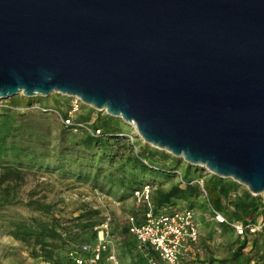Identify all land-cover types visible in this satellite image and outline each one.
Wrapping results in <instances>:
<instances>
[{
    "label": "water",
    "instance_id": "95a60500",
    "mask_svg": "<svg viewBox=\"0 0 264 264\" xmlns=\"http://www.w3.org/2000/svg\"><path fill=\"white\" fill-rule=\"evenodd\" d=\"M53 93L264 193V0H0V100Z\"/></svg>",
    "mask_w": 264,
    "mask_h": 264
},
{
    "label": "rangeland",
    "instance_id": "374dc122",
    "mask_svg": "<svg viewBox=\"0 0 264 264\" xmlns=\"http://www.w3.org/2000/svg\"><path fill=\"white\" fill-rule=\"evenodd\" d=\"M26 98L20 94L0 100V126L4 122L0 135L6 134L8 125L13 123L10 126L12 136L7 141L23 149L20 156L13 158V154L8 153L0 161V264H40L44 261L38 247H33V239L39 226H48L51 219L56 221L57 231H76L81 243H88L98 227L108 220V238L116 255L118 252L128 253L131 240L127 219L141 220L147 205L133 195L122 197V188L108 184L113 168L81 157L75 146L84 135L90 136L77 125L93 130L92 126L108 115L80 103L78 111L69 116L71 99L55 93L48 97H33L31 106L26 105ZM68 117L70 122L65 124L62 119ZM115 119L125 132L128 143L135 144L134 148L138 150L137 143H144L135 129L121 119ZM147 156L151 157L149 153ZM168 163L164 162L165 165ZM181 163L177 178L162 184L157 181L154 186H149L150 195L180 183L185 165ZM213 177L204 172L201 178L195 177L193 181L201 189L203 198L200 203L205 205L214 206L204 190V185ZM228 191L225 189L221 193ZM223 198L224 207L231 206L224 195ZM256 198L264 200V193ZM189 204V201L179 202L170 209H192L195 205L189 207ZM200 205L197 203L194 208L204 211V206ZM197 220L204 226L200 214ZM25 230L29 231L28 237L19 234ZM225 233L226 239L236 237L232 231L219 229L220 235ZM45 242L51 245L48 249L52 251V260L56 261L59 244L49 238ZM262 245L258 243L255 251L260 252Z\"/></svg>",
    "mask_w": 264,
    "mask_h": 264
},
{
    "label": "trees",
    "instance_id": "16d2710c",
    "mask_svg": "<svg viewBox=\"0 0 264 264\" xmlns=\"http://www.w3.org/2000/svg\"><path fill=\"white\" fill-rule=\"evenodd\" d=\"M25 101L27 106H31V104L34 103L33 98H26ZM3 123H1L0 129L4 125ZM11 124L8 125L6 134L0 135V161H2L8 153H12L13 158L22 154L23 149L21 147L13 142L7 141V138L12 136L10 135ZM92 128L93 130L99 129L100 135H84L80 141L75 143V146H77L76 149L79 151L81 157L89 160H97L99 163H105L113 168V173H111V179L108 184L122 188V197H130L133 195L134 191L140 190L143 186H154L157 181H159V184H162L164 181L177 178L179 167L182 164L178 159L157 149H152L150 146L142 144L141 142L137 143L139 148L136 150L134 148L135 144L128 143L125 132L122 130L121 125L117 124L115 118L105 116L101 120H98ZM148 153L151 157L147 156ZM165 161L169 163L165 165ZM203 173L204 172L199 168L190 167L185 164L180 177V183L172 185L167 190H157L155 191L156 193L149 195V203L151 200L152 205L151 203L150 205L154 213H157L162 208H172L179 202L183 203L189 201V207H192L195 200L203 198L201 189L193 184V181L196 180L195 177L201 178ZM229 185L230 183L224 182L221 179L218 180L215 177L210 178L204 185L207 196L211 198L215 208L221 212L223 210V204L220 202V195L223 190L230 187ZM255 198L256 197H254L252 201L246 203L247 205H243L241 210L242 214L239 217L242 221H253L254 213L257 210V203L253 202ZM39 227V231L34 234L33 247H38L39 253L44 256L46 261H51L53 264H66L68 262L66 253L70 246L72 244H81L78 233H76V231H74V233L73 231L66 230L57 231L56 221L54 219H51L48 226ZM82 228L86 229L87 227ZM263 232L264 231L259 232L257 238L252 241L251 250H257L258 241L262 239L263 245L261 255L263 257L261 256L259 259L264 263ZM19 234H22V237H28L29 231L25 230ZM95 237L96 233H93L92 239L89 240L88 243L92 242ZM47 238L59 244V253L56 261L52 260V251L48 249V246L51 245L45 242ZM245 245L246 241L238 248L234 257L239 254Z\"/></svg>",
    "mask_w": 264,
    "mask_h": 264
},
{
    "label": "built area",
    "instance_id": "2783aa9c",
    "mask_svg": "<svg viewBox=\"0 0 264 264\" xmlns=\"http://www.w3.org/2000/svg\"><path fill=\"white\" fill-rule=\"evenodd\" d=\"M80 102L71 99L68 114L78 111ZM69 124L70 119H62ZM90 136L100 135V130H90L82 125ZM150 187L143 186L136 190L133 196L147 205L141 221L134 217L127 220V231L135 244V250L145 253L147 250L154 253L147 257V264H183L191 248L198 242L199 230L194 211L185 209L162 208L154 213L149 203ZM217 223L233 229L241 238L253 236L264 231V217L255 221L227 220L219 212L211 209ZM66 264H119L114 248L108 238V220L98 227L95 239L90 243L72 244L66 253ZM40 264H53L51 261H41Z\"/></svg>",
    "mask_w": 264,
    "mask_h": 264
},
{
    "label": "crops",
    "instance_id": "0c3cea01",
    "mask_svg": "<svg viewBox=\"0 0 264 264\" xmlns=\"http://www.w3.org/2000/svg\"><path fill=\"white\" fill-rule=\"evenodd\" d=\"M218 179V178H217ZM220 180V179H218ZM222 180V179H221ZM229 180V181H228ZM231 179L222 180L224 182L230 183V187H228V192L226 194L221 193V199L220 202L222 203L223 195L226 197L227 201L231 202V206L223 207L222 212L217 210L215 206L212 205H205L204 203H200V200H195V203L193 205L199 203L200 206H204V211L196 210L194 207L189 208L194 211L195 214V220L198 225L199 230V237L198 242L195 246H193L187 256V258L184 260L183 264H264L259 258L262 256V252H256L251 251L252 249V240L256 237L257 234L253 236H246L245 238L238 237L236 235L235 239H226L225 235L219 234V229H224L225 231H233L232 228H230L227 225L217 223L214 218L213 214L211 212V209L216 210L219 212L222 216H224L227 220H241L239 217L242 214V207L243 205H247L246 203L253 200L254 197L252 194L248 192L247 189H240L245 188L239 185L238 183L234 181H230ZM241 190V192H239ZM223 194V195H222ZM254 203H257V210L254 213V219H258L259 217H264V200L257 199L253 201ZM200 208V207H199ZM228 213H231L232 215ZM201 215L203 219L202 226L200 222L197 220V216ZM141 221V220H137ZM264 234V232H263ZM129 235V234H128ZM130 237V235H129ZM251 239V240H249ZM131 240V248L128 251V253H125L124 255L122 253L118 252L117 258L119 264H147V257L153 256L154 253L147 250L145 253H139L135 250V244L132 238ZM260 239L258 243H262L263 240ZM246 241L245 247L237 254L236 257H234V254L238 250L240 246H242L243 242ZM263 257V256H262ZM263 259V258H262Z\"/></svg>",
    "mask_w": 264,
    "mask_h": 264
}]
</instances>
